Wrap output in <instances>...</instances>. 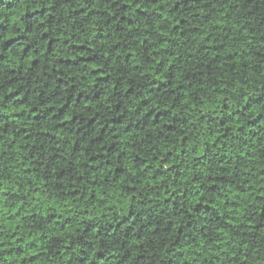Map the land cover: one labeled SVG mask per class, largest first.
<instances>
[{
	"label": "trees",
	"instance_id": "trees-1",
	"mask_svg": "<svg viewBox=\"0 0 264 264\" xmlns=\"http://www.w3.org/2000/svg\"><path fill=\"white\" fill-rule=\"evenodd\" d=\"M0 264H264V0H0Z\"/></svg>",
	"mask_w": 264,
	"mask_h": 264
}]
</instances>
